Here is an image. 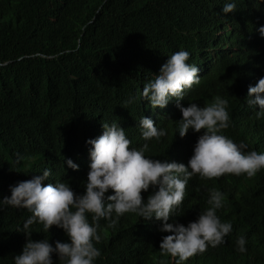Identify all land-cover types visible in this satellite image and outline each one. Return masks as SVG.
Masks as SVG:
<instances>
[{
	"label": "trees",
	"instance_id": "obj_1",
	"mask_svg": "<svg viewBox=\"0 0 264 264\" xmlns=\"http://www.w3.org/2000/svg\"><path fill=\"white\" fill-rule=\"evenodd\" d=\"M220 1L227 2L0 0V184L11 176L25 181L42 175L60 158L73 155L85 162L92 148L87 141L103 134V123L139 122L149 113L158 122L167 108L151 113L142 90L180 50L193 53L190 60H200L198 54L211 60L189 103L203 107L216 96L227 99L230 126L221 134L234 143H246L235 128V118L240 114L260 118L247 107L236 83L252 62L264 56V42L254 34L264 23V0H234L231 13L223 12ZM228 35H237L240 49L218 61L208 51L218 49ZM240 38H249L245 46ZM129 99L133 102L125 105ZM179 120L180 115L170 123L162 120V128L175 135ZM261 124L264 127V120ZM79 175L80 170H73L71 178ZM256 175L244 178L247 183L232 181L231 187L242 194V220L236 225L245 226L247 251L254 255L251 264H264V169ZM86 180L83 171L74 188L84 193ZM222 183L211 182L224 189ZM3 191L0 188V198ZM192 211L188 204L189 218ZM23 212L32 215L18 208L17 218L23 219ZM135 230L127 222L119 228L106 224L100 264H141L125 246L130 237L138 238ZM155 249L162 264L160 243Z\"/></svg>",
	"mask_w": 264,
	"mask_h": 264
},
{
	"label": "clouds",
	"instance_id": "obj_2",
	"mask_svg": "<svg viewBox=\"0 0 264 264\" xmlns=\"http://www.w3.org/2000/svg\"><path fill=\"white\" fill-rule=\"evenodd\" d=\"M220 3L224 13L236 9L234 0ZM254 34L264 42V23ZM248 39L240 38L241 46ZM237 43V35H228L208 52L219 61L223 54L239 51ZM191 56L185 50L173 53L145 83L142 100L151 105L150 112L167 108L158 122L149 113L139 122L103 123V134L87 141L92 148L85 162L73 155L60 158L42 175L25 181L11 176L0 184V264H100L104 226L119 228L124 222L139 233L125 246L141 264H158L156 242L162 264H251L245 226L236 225L242 220V194L231 182L247 183L264 169V56L236 83L247 107L260 118H235L246 141L239 144L221 134L230 126L227 99L216 96L203 107L189 103L211 62L202 54L200 60ZM178 115V131L170 135L162 120L170 123ZM73 170H80L76 179ZM83 171L84 193L74 188ZM214 179L223 180L224 189L214 188ZM188 204L191 218L185 212ZM18 208L32 215L23 212L19 219Z\"/></svg>",
	"mask_w": 264,
	"mask_h": 264
}]
</instances>
